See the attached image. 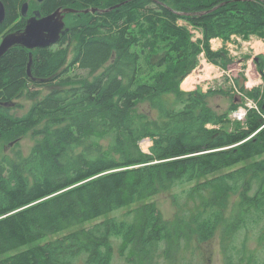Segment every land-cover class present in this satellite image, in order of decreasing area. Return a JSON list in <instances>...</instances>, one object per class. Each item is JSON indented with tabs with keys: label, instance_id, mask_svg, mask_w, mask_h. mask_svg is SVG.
Returning a JSON list of instances; mask_svg holds the SVG:
<instances>
[{
	"label": "trees",
	"instance_id": "16d2710c",
	"mask_svg": "<svg viewBox=\"0 0 264 264\" xmlns=\"http://www.w3.org/2000/svg\"><path fill=\"white\" fill-rule=\"evenodd\" d=\"M0 1V34L22 29L27 0ZM36 7L42 15L78 11L68 13L75 20L57 43L32 51L30 75L26 48L0 58V141L39 137L28 154L0 160V264H111L113 236L148 259L161 243L187 238L189 224L199 241L222 225L229 241L261 223L264 243V55L256 62L260 84L246 88L233 78L252 107L231 87H181L201 54L226 69L233 36L263 37L264 0H43ZM213 39L223 45L213 49ZM23 95L35 102L16 115L10 105ZM214 95L229 96L228 107H213ZM241 106L243 119H233ZM176 187L173 222L142 201ZM185 197L192 210L179 202ZM137 202L125 218L108 215ZM245 261L264 264V255Z\"/></svg>",
	"mask_w": 264,
	"mask_h": 264
},
{
	"label": "rangeland",
	"instance_id": "374dc122",
	"mask_svg": "<svg viewBox=\"0 0 264 264\" xmlns=\"http://www.w3.org/2000/svg\"><path fill=\"white\" fill-rule=\"evenodd\" d=\"M27 2L29 4L27 16H29L34 10L38 9L36 7L38 1L27 0ZM31 3L36 6L30 8ZM74 20L75 16L68 14L65 16L64 21L67 26L73 23ZM261 33L263 37L251 34L246 40L233 36L232 40L225 44L231 55V62L228 63L226 69H222L217 65L207 62L201 54L197 66L195 67L198 68L199 65L200 67L202 66V68L198 70L200 72L196 73L193 70L188 74L181 83L182 89L192 90L199 84L204 90H206L208 86L231 87V92L236 95L237 99L235 100H237V102H241L242 98H244V100H246V106L252 107V101L243 96V93L235 86L233 78L237 77L240 80L242 79L243 85L246 88H251L261 83L260 75L256 69V62L259 61V59H257L258 55H264V32L262 31ZM196 35L200 36L198 32H196ZM218 40L220 39H213V41H211L213 49H217L223 45L222 41L220 40L221 44H219ZM76 72L79 74H85V71L81 69H77ZM192 79V82L184 84L185 81H191ZM49 89L50 88H44L41 92L45 93ZM34 102L35 99H30L23 95L11 103V111L16 115H22ZM209 102L213 107L218 108L219 110H224L230 103V97L214 95L210 97ZM240 109L245 111L242 106L239 107L238 110ZM233 113L231 114V117L234 119L235 117H233ZM38 140L39 137L34 136L32 132L25 134L16 143L15 141L1 140L0 160L4 156L9 157L10 160H14L18 151H21L22 154H28L33 144ZM149 147L146 148L145 145H143L145 151H148ZM179 191L180 188L178 187L171 190L160 191L155 195L143 198L142 201L152 200L162 216L168 221L173 222L176 220L177 216L180 215V209L176 207L173 200V194ZM179 202H185V205L189 204L184 206L190 210L195 207V204L191 202V199H186V197L179 199ZM139 203L140 202H137L133 205H127L123 208L114 210L108 215L114 216L115 218H125L126 214L138 206ZM128 217L131 218V215ZM88 225L89 223L81 224V226ZM189 228L187 238H182L178 243H161L159 248L150 253L148 259L140 257L139 253L135 252L131 246H128L127 248L124 247L122 239L113 236L111 237L113 250L111 264H221L220 259H223L226 264H236L246 259L250 253L259 257L264 255V243L258 241V237L263 234L261 223L247 225L234 234L229 241H226L222 236V225L218 226L215 234L211 238L204 241H199L197 239L196 235L191 230V224H189ZM47 238L48 237L42 238L34 243H41L47 240ZM230 244L237 249H231ZM25 247L27 246L20 249H24ZM244 250H246L245 254ZM240 254L241 259H239ZM245 263L253 264L248 261H245Z\"/></svg>",
	"mask_w": 264,
	"mask_h": 264
},
{
	"label": "water",
	"instance_id": "95a60500",
	"mask_svg": "<svg viewBox=\"0 0 264 264\" xmlns=\"http://www.w3.org/2000/svg\"><path fill=\"white\" fill-rule=\"evenodd\" d=\"M39 3L43 0H37ZM29 4L25 1L20 7V13L25 17V25L22 29L7 32L0 40V58L11 48L21 46L30 51V59L27 64V73L30 75V65L32 51L36 48H42L57 43L60 38L68 31V26L65 23V15L70 12L78 11L76 9L66 7L57 8L47 15H42L39 9H36L27 16ZM84 12L89 9L83 10ZM94 11V9H90ZM5 18V8L0 1V24ZM202 65V64H201ZM202 66L194 69V72L199 73Z\"/></svg>",
	"mask_w": 264,
	"mask_h": 264
},
{
	"label": "built area",
	"instance_id": "2783aa9c",
	"mask_svg": "<svg viewBox=\"0 0 264 264\" xmlns=\"http://www.w3.org/2000/svg\"><path fill=\"white\" fill-rule=\"evenodd\" d=\"M196 83V82H195ZM244 115H245V111H243V110H237V112H234L233 113V117H235V118H237V119H243V117H244ZM150 144H151V140L149 139V138H144V139H142L140 142H139V145H140V147H141V149L143 150V151H145L144 149H143V145H145V147L147 148V147H149L150 146Z\"/></svg>",
	"mask_w": 264,
	"mask_h": 264
},
{
	"label": "flooded vegetation",
	"instance_id": "af4514ba",
	"mask_svg": "<svg viewBox=\"0 0 264 264\" xmlns=\"http://www.w3.org/2000/svg\"><path fill=\"white\" fill-rule=\"evenodd\" d=\"M3 36H4L3 34H0V40L2 39ZM220 262H221V264H226V263L223 261V259H220ZM236 264H246V263L238 262V263H236Z\"/></svg>",
	"mask_w": 264,
	"mask_h": 264
},
{
	"label": "bare ground",
	"instance_id": "6f19581e",
	"mask_svg": "<svg viewBox=\"0 0 264 264\" xmlns=\"http://www.w3.org/2000/svg\"><path fill=\"white\" fill-rule=\"evenodd\" d=\"M192 81H193V79L191 81H185L184 84H187V83L192 82Z\"/></svg>",
	"mask_w": 264,
	"mask_h": 264
},
{
	"label": "crops",
	"instance_id": "0c3cea01",
	"mask_svg": "<svg viewBox=\"0 0 264 264\" xmlns=\"http://www.w3.org/2000/svg\"><path fill=\"white\" fill-rule=\"evenodd\" d=\"M213 41V40H212ZM219 41V44H221V41L220 40H218Z\"/></svg>",
	"mask_w": 264,
	"mask_h": 264
}]
</instances>
